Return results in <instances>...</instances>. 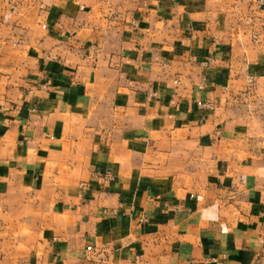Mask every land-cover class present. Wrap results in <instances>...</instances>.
<instances>
[{"label":"crops","instance_id":"obj_1","mask_svg":"<svg viewBox=\"0 0 264 264\" xmlns=\"http://www.w3.org/2000/svg\"><path fill=\"white\" fill-rule=\"evenodd\" d=\"M263 222L264 0H0V264H247Z\"/></svg>","mask_w":264,"mask_h":264},{"label":"rangeland","instance_id":"obj_2","mask_svg":"<svg viewBox=\"0 0 264 264\" xmlns=\"http://www.w3.org/2000/svg\"><path fill=\"white\" fill-rule=\"evenodd\" d=\"M263 237L258 250L252 255L247 264H264V222L262 226ZM155 264H162L161 260Z\"/></svg>","mask_w":264,"mask_h":264},{"label":"built area","instance_id":"obj_3","mask_svg":"<svg viewBox=\"0 0 264 264\" xmlns=\"http://www.w3.org/2000/svg\"><path fill=\"white\" fill-rule=\"evenodd\" d=\"M259 3H262V1L263 0H257ZM252 82V78H250L249 79V83H251ZM203 88V86H202V84H199L198 85V89H202ZM197 104L199 105V106H204V107H206V108H208V109H214V106L211 104V103H206V102H202V101H197ZM91 249V247L90 246H87L86 247V250H90Z\"/></svg>","mask_w":264,"mask_h":264}]
</instances>
